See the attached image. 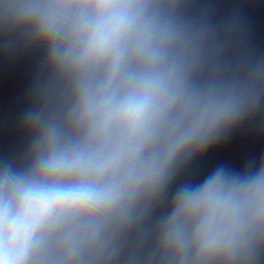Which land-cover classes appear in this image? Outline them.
Instances as JSON below:
<instances>
[{"label": "clouds", "instance_id": "9594fccd", "mask_svg": "<svg viewBox=\"0 0 264 264\" xmlns=\"http://www.w3.org/2000/svg\"><path fill=\"white\" fill-rule=\"evenodd\" d=\"M260 3L0 0V264H264Z\"/></svg>", "mask_w": 264, "mask_h": 264}]
</instances>
